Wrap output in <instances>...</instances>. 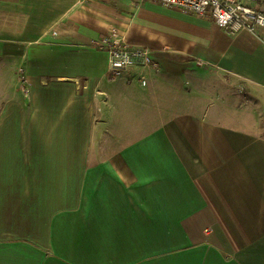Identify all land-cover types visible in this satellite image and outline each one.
Instances as JSON below:
<instances>
[{
    "label": "crops",
    "instance_id": "0c3cea01",
    "mask_svg": "<svg viewBox=\"0 0 264 264\" xmlns=\"http://www.w3.org/2000/svg\"><path fill=\"white\" fill-rule=\"evenodd\" d=\"M124 1L0 0V264H264V29ZM113 28L148 85L110 73Z\"/></svg>",
    "mask_w": 264,
    "mask_h": 264
},
{
    "label": "built area",
    "instance_id": "2783aa9c",
    "mask_svg": "<svg viewBox=\"0 0 264 264\" xmlns=\"http://www.w3.org/2000/svg\"><path fill=\"white\" fill-rule=\"evenodd\" d=\"M167 7H175L182 11L199 15H211L218 25L229 33L242 30L256 33L264 29V9L253 6L249 1L261 4L264 0H155ZM93 45L109 54V71L112 75H126L129 81L140 80L148 85L147 69L161 71L151 51L146 46L130 43L117 28L94 40ZM27 81L24 75L22 82ZM28 91V89H27Z\"/></svg>",
    "mask_w": 264,
    "mask_h": 264
},
{
    "label": "rangeland",
    "instance_id": "374dc122",
    "mask_svg": "<svg viewBox=\"0 0 264 264\" xmlns=\"http://www.w3.org/2000/svg\"><path fill=\"white\" fill-rule=\"evenodd\" d=\"M108 1L110 0H96L95 3L98 6H102L103 2L104 4H108L109 3ZM114 1H117V0H114ZM122 1L124 5H128L127 2H125L124 0ZM132 2L136 3L137 6L139 5L144 6L147 0H139V1H132ZM123 8H126V7H123ZM139 9H140L139 12L134 15L135 19L131 27L132 36L135 39L140 40L142 43L152 45L154 39L158 38V34L159 33L161 34L163 32L162 20L159 18H155L154 17L155 15H152L154 13L150 12L149 9H145V7L143 10H141V8ZM126 13L132 14L134 12L130 11V9L128 8L124 11L123 14L125 15Z\"/></svg>",
    "mask_w": 264,
    "mask_h": 264
}]
</instances>
